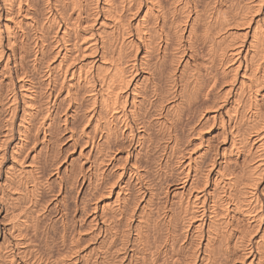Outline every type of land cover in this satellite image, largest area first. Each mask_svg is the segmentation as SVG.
Returning a JSON list of instances; mask_svg holds the SVG:
<instances>
[{
    "label": "bare ground",
    "instance_id": "bare-ground-1",
    "mask_svg": "<svg viewBox=\"0 0 264 264\" xmlns=\"http://www.w3.org/2000/svg\"><path fill=\"white\" fill-rule=\"evenodd\" d=\"M0 264H264V0H0Z\"/></svg>",
    "mask_w": 264,
    "mask_h": 264
}]
</instances>
